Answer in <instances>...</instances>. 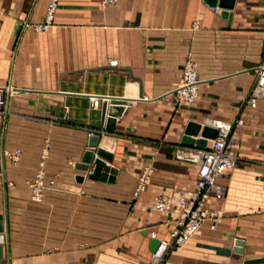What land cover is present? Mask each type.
Returning <instances> with one entry per match:
<instances>
[{
	"label": "crops",
	"instance_id": "1",
	"mask_svg": "<svg viewBox=\"0 0 264 264\" xmlns=\"http://www.w3.org/2000/svg\"><path fill=\"white\" fill-rule=\"evenodd\" d=\"M49 2L0 0V264H154L150 240L167 239L179 220L174 205L153 210L155 198L195 189L198 166L177 158L189 121L233 124L240 159L217 178L225 195L206 200L217 219L161 264L263 256L264 98L244 103L264 50V0H235L230 21L204 0H56L51 23L34 31ZM187 60L199 95L177 104ZM90 134L111 157L96 180L92 164L75 168L95 150ZM43 152L47 188L35 202L28 182ZM147 166L153 174L138 192Z\"/></svg>",
	"mask_w": 264,
	"mask_h": 264
},
{
	"label": "built area",
	"instance_id": "2",
	"mask_svg": "<svg viewBox=\"0 0 264 264\" xmlns=\"http://www.w3.org/2000/svg\"><path fill=\"white\" fill-rule=\"evenodd\" d=\"M118 0H100L102 7L114 5ZM56 8V0H50L46 6L44 19L41 23L33 24L34 31H43L52 21ZM217 12L216 7H211ZM255 78L247 96L245 106L250 109L256 108L259 100L264 98V50L261 61L254 68ZM196 71V64L187 60L182 66L178 85L172 92L175 103L194 104L199 95V82ZM6 88L0 87V113L4 107V91ZM97 104L94 102L93 105ZM242 119L235 121L236 125H242ZM213 127L217 129V136L210 140L209 146L204 149L185 147L181 149L177 158L187 163L198 166L195 189L190 191L179 190L172 194L158 195L152 205V209L166 213L174 205L178 210L179 220L177 225L168 233V238L160 240L158 247L151 253V260L154 264H161L164 255L173 247H180L185 244L202 226L207 219L216 220L217 215L206 207V200L210 197L221 198L225 195V188L217 183V178L225 171L233 169L239 161V156L234 149L235 137L231 131L233 124L229 122H213ZM45 153L41 155L39 168L34 177L28 182L31 199L41 202L43 192L47 188L43 179L42 160ZM264 165V161L259 162ZM153 174V168L145 167L137 179L136 190L144 191ZM51 184V183H50Z\"/></svg>",
	"mask_w": 264,
	"mask_h": 264
},
{
	"label": "water",
	"instance_id": "3",
	"mask_svg": "<svg viewBox=\"0 0 264 264\" xmlns=\"http://www.w3.org/2000/svg\"><path fill=\"white\" fill-rule=\"evenodd\" d=\"M204 2L210 7H216L217 12L220 13L224 18H227L228 21L231 19V11L234 7L235 0H204ZM111 107H118L119 104L117 100H111ZM102 111L105 113L106 104L103 106ZM115 120L114 115L108 117V123H113ZM217 129L208 124H201L193 121H189L184 129L183 136L181 138V145L186 147H194L197 149H204L207 145V141L214 139L217 136ZM193 137H199L197 139ZM99 141L98 134H90L88 137V145L91 148L86 150L81 158V161L75 164V168L88 171L90 164L93 165L92 170L88 173L90 179H98L100 173L104 167L105 161L110 160V153L104 149L97 147ZM79 182L82 181V177L78 176L76 178ZM160 240L151 239L150 240V251L154 252L159 245ZM2 245V222L0 215V252ZM243 245L244 242L241 239H237L235 242V250L239 254H243ZM241 264H264V255L250 258L245 257L242 259Z\"/></svg>",
	"mask_w": 264,
	"mask_h": 264
}]
</instances>
